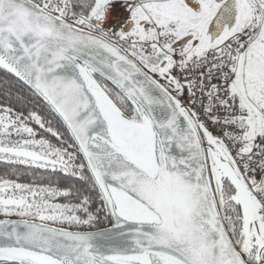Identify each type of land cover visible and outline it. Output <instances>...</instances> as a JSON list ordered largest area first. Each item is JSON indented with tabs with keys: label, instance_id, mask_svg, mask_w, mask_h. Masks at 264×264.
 Here are the masks:
<instances>
[{
	"label": "snow or ice",
	"instance_id": "obj_1",
	"mask_svg": "<svg viewBox=\"0 0 264 264\" xmlns=\"http://www.w3.org/2000/svg\"><path fill=\"white\" fill-rule=\"evenodd\" d=\"M0 264H264V0H0Z\"/></svg>",
	"mask_w": 264,
	"mask_h": 264
}]
</instances>
